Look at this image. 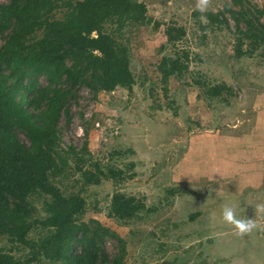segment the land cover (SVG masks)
<instances>
[{
    "label": "rangeland",
    "instance_id": "374dc122",
    "mask_svg": "<svg viewBox=\"0 0 264 264\" xmlns=\"http://www.w3.org/2000/svg\"><path fill=\"white\" fill-rule=\"evenodd\" d=\"M136 1L145 6L143 23H126L121 36L114 23L103 26L128 49L131 88L93 94L80 85L69 104L70 121H60L61 148L79 149L86 140V159L103 171L121 169L123 180L84 185L68 158L66 177L52 181L64 195L85 199L82 222L97 220L123 239L122 264H264V211L256 208L264 203V42L236 30L226 11L227 6L245 11L243 18L255 26L241 19V30L264 37V0H207L203 12L198 0ZM208 12H222L227 21L210 23ZM170 26L185 31L173 42L165 33ZM239 40L243 54L236 56ZM177 55H187L186 68L164 83L159 62ZM216 84L228 88L209 97L204 87ZM115 191L134 196L144 208L131 219L110 217ZM45 199L29 198L37 217L43 216ZM226 205L258 227L240 235L222 218ZM116 244L115 236L104 238L110 256ZM0 251L19 261L30 255L5 236Z\"/></svg>",
    "mask_w": 264,
    "mask_h": 264
},
{
    "label": "trees",
    "instance_id": "16d2710c",
    "mask_svg": "<svg viewBox=\"0 0 264 264\" xmlns=\"http://www.w3.org/2000/svg\"><path fill=\"white\" fill-rule=\"evenodd\" d=\"M57 11H61L60 18L54 17ZM226 11L236 30L253 37L254 43L264 42L263 36L241 30V19L249 28L255 26L243 18L245 11L229 6ZM144 13V4L136 0L0 2V236L30 252L19 261L0 251V264H45L43 260L48 264H122L123 239L97 220L82 222L85 199L78 193L64 195L52 179L66 177L64 169L69 168L71 158L73 171L80 172L84 185L98 184L102 178L123 180L121 169L107 167L103 171L98 163L86 159V140L79 149L72 144L61 148L60 121H70L69 104L76 101L75 90L80 85L93 94L115 86L131 88L134 77L128 49L103 26L114 23L115 33L121 36L126 23H143ZM206 15L210 23L227 21L222 12ZM184 32L183 27L171 26L165 31L169 42ZM261 33L262 29L258 36ZM242 54L239 40L235 55ZM183 57L161 58L158 70L164 83L186 68L187 55ZM204 88L209 97H217L228 87L216 84ZM35 194L48 197L42 202L40 217L29 200ZM143 208L134 196L115 191L107 214L127 220ZM37 229V237L30 238L29 232ZM109 236L117 241L112 256L104 247V238Z\"/></svg>",
    "mask_w": 264,
    "mask_h": 264
},
{
    "label": "clouds",
    "instance_id": "9594fccd",
    "mask_svg": "<svg viewBox=\"0 0 264 264\" xmlns=\"http://www.w3.org/2000/svg\"><path fill=\"white\" fill-rule=\"evenodd\" d=\"M207 6V0H198L197 8L199 11H205ZM256 208L260 211H264V203L256 205ZM222 218L225 222L234 225L240 235L252 232L258 227L256 222L252 218H238L236 215V207L226 205L223 209Z\"/></svg>",
    "mask_w": 264,
    "mask_h": 264
}]
</instances>
